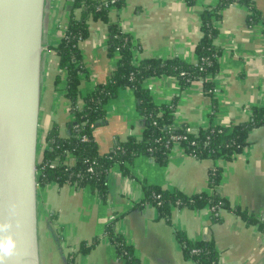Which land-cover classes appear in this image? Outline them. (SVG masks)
I'll return each mask as SVG.
<instances>
[{"label": "crops", "instance_id": "1", "mask_svg": "<svg viewBox=\"0 0 264 264\" xmlns=\"http://www.w3.org/2000/svg\"><path fill=\"white\" fill-rule=\"evenodd\" d=\"M74 0H46L44 50L40 100L41 143L53 124L62 136L69 134L72 118L65 96L66 71L50 45H56L68 25ZM258 20L249 21L246 7L232 3L215 21V45L221 50L211 96L201 79L182 86L179 79L162 74L148 78L144 86L156 104L176 99L175 123L192 129L210 125L233 126L247 121L255 106L264 108V0H254ZM217 0H126L112 6L107 19L90 18L88 35L79 41L85 67L80 75V101L116 69L119 54H110V23L131 37L133 59L179 57L196 62L202 37L201 15ZM106 114L93 135L102 154L129 137L140 138L145 125L137 109L134 90L126 87L105 105ZM222 169L219 191L229 204L254 218L264 219V126L249 131L247 144L231 159H196L181 146L170 149L164 163L149 155L116 164L107 175V195L101 198L89 186L56 182L38 187V232L41 264H128L105 236L107 224L121 233L139 264H197L186 257L177 240L182 231L195 243L210 241L218 264H264V232L231 209H195L172 206L169 219L160 217L150 203L140 205L145 188L177 190L186 195L214 189L209 184L213 167ZM95 242L86 253L83 242Z\"/></svg>", "mask_w": 264, "mask_h": 264}, {"label": "trees", "instance_id": "2", "mask_svg": "<svg viewBox=\"0 0 264 264\" xmlns=\"http://www.w3.org/2000/svg\"><path fill=\"white\" fill-rule=\"evenodd\" d=\"M126 0H74L68 25L60 41L50 45L59 56L60 67L66 71L65 96L70 103L71 120L68 122L69 134L62 136L59 128L53 124L45 137L43 146L39 136L37 177L38 185L51 183L74 184L78 187L89 186L101 198L107 195V175L111 167L132 162L136 156L149 155L154 160L164 163L174 146H181L186 153L196 159H231L247 144L249 131L264 126V108L255 106L249 120L233 126L210 125L204 128L188 130L186 124L175 123L176 99L170 103L158 105L150 91L144 86L145 81L153 76L168 74L179 79L182 86L193 80L201 79L205 92L213 95V81L218 69V57L221 50L215 45L217 34L215 21L221 17V10L232 3L247 8L249 21L258 20L259 12L254 0H217L214 7L203 11L201 15L202 37L197 44L198 60L188 62L179 57L162 59L147 57L135 63L133 44L130 35L123 32L117 24L110 23V54H119L116 69L105 83L97 85L83 98H80V75L85 71L79 41L88 35L90 18L107 19L112 6L123 5ZM211 75V76H210ZM129 87L134 90L137 109L143 117L145 129L140 138L131 136L119 142L109 153L98 150L93 131L104 119L106 103L118 95L119 90ZM85 136V139L83 137ZM222 169L215 166L209 174V184L214 189L211 194L205 192L190 195L177 190L169 191L155 185L145 188V196L140 205L153 204L160 217L169 219L172 206L201 209L213 208L212 217L221 219L218 211L228 208L240 214L250 223L258 225L264 232V219L259 220L239 206L232 207L218 189ZM38 186V187H39ZM176 237L186 257L197 264H218V253L210 241L191 242L180 230ZM105 236L116 247L117 252L128 264H139L132 247L126 243L124 236L114 230L110 222L105 229ZM98 241L89 244L83 242L80 251L86 253Z\"/></svg>", "mask_w": 264, "mask_h": 264}, {"label": "water", "instance_id": "3", "mask_svg": "<svg viewBox=\"0 0 264 264\" xmlns=\"http://www.w3.org/2000/svg\"><path fill=\"white\" fill-rule=\"evenodd\" d=\"M46 0H0V241L19 254L0 264H41L38 232L39 119ZM18 206L12 215L9 204Z\"/></svg>", "mask_w": 264, "mask_h": 264}, {"label": "clouds", "instance_id": "4", "mask_svg": "<svg viewBox=\"0 0 264 264\" xmlns=\"http://www.w3.org/2000/svg\"><path fill=\"white\" fill-rule=\"evenodd\" d=\"M9 211L12 215H18V206L15 203L9 204ZM11 227V222L0 224V230L7 231ZM17 240L14 235L9 234L5 241H0V262L7 261L10 257L19 254Z\"/></svg>", "mask_w": 264, "mask_h": 264}, {"label": "rangeland", "instance_id": "5", "mask_svg": "<svg viewBox=\"0 0 264 264\" xmlns=\"http://www.w3.org/2000/svg\"><path fill=\"white\" fill-rule=\"evenodd\" d=\"M42 143H43V146H45V145H46L45 139L43 140V142H42Z\"/></svg>", "mask_w": 264, "mask_h": 264}, {"label": "built area", "instance_id": "6", "mask_svg": "<svg viewBox=\"0 0 264 264\" xmlns=\"http://www.w3.org/2000/svg\"><path fill=\"white\" fill-rule=\"evenodd\" d=\"M191 129H192V128H190V127L188 128V130H191ZM83 139H85V136L83 137ZM212 210H214V209L212 208Z\"/></svg>", "mask_w": 264, "mask_h": 264}]
</instances>
